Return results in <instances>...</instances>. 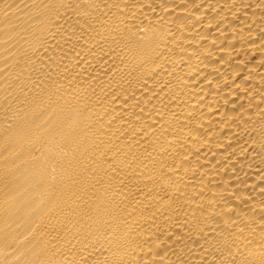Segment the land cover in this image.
<instances>
[{"label": "bare ground", "instance_id": "obj_1", "mask_svg": "<svg viewBox=\"0 0 264 264\" xmlns=\"http://www.w3.org/2000/svg\"><path fill=\"white\" fill-rule=\"evenodd\" d=\"M0 264H264V0H0Z\"/></svg>", "mask_w": 264, "mask_h": 264}]
</instances>
